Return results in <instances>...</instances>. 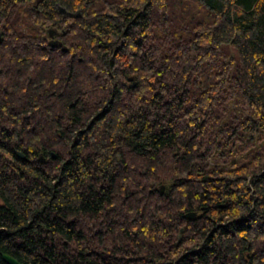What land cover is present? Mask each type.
<instances>
[{
	"label": "trees",
	"instance_id": "trees-1",
	"mask_svg": "<svg viewBox=\"0 0 264 264\" xmlns=\"http://www.w3.org/2000/svg\"><path fill=\"white\" fill-rule=\"evenodd\" d=\"M2 252L264 264V0H0Z\"/></svg>",
	"mask_w": 264,
	"mask_h": 264
},
{
	"label": "water",
	"instance_id": "water-1",
	"mask_svg": "<svg viewBox=\"0 0 264 264\" xmlns=\"http://www.w3.org/2000/svg\"><path fill=\"white\" fill-rule=\"evenodd\" d=\"M17 154L21 157H23V154L20 151H17ZM164 188V184L160 185V191H162ZM195 215V211H189L186 213V216L192 218ZM2 258L5 262L8 264H22L15 256L11 255L8 252H2Z\"/></svg>",
	"mask_w": 264,
	"mask_h": 264
}]
</instances>
